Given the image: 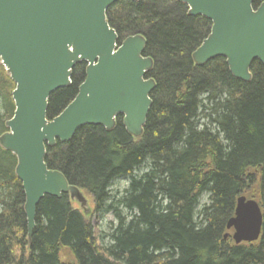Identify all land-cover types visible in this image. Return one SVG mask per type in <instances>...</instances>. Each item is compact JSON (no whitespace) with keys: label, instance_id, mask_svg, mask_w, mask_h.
I'll return each mask as SVG.
<instances>
[{"label":"trees","instance_id":"16d2710c","mask_svg":"<svg viewBox=\"0 0 264 264\" xmlns=\"http://www.w3.org/2000/svg\"><path fill=\"white\" fill-rule=\"evenodd\" d=\"M187 9L176 0H118L106 11L118 45L146 39L155 87L140 136L118 116L112 130L84 125L46 147L47 167L92 197L88 216L66 194L44 196L28 239L17 159L0 146V264H264V64L252 62L248 82L222 57L196 65L192 52L211 22ZM84 71L76 64L71 85L50 95L48 118L72 101ZM14 87L0 65V135ZM117 180L127 186L112 194ZM241 195L259 203L263 223L257 241L235 244L226 224ZM106 213L116 223L101 243L89 216Z\"/></svg>","mask_w":264,"mask_h":264},{"label":"water","instance_id":"95a60500","mask_svg":"<svg viewBox=\"0 0 264 264\" xmlns=\"http://www.w3.org/2000/svg\"><path fill=\"white\" fill-rule=\"evenodd\" d=\"M118 0H0V64L15 84L14 112L6 120L0 146L16 156V177L24 193L27 238L36 206L44 196L68 194L84 209L86 199L62 172L47 167L46 147L72 139L84 125L112 130L122 116L125 131L142 133L155 87L147 73L153 60L143 56L140 34L118 36L106 19ZM136 2L138 0H131ZM191 16L211 22L208 35L192 52L198 66L222 57L233 77L248 82L254 60L264 64V0H176ZM258 2V5H254ZM84 62L85 78L62 111L47 117L50 95L71 85L73 67ZM263 213L244 195L236 199L227 224L235 244L257 241ZM226 234L224 237H227Z\"/></svg>","mask_w":264,"mask_h":264},{"label":"rangeland","instance_id":"374dc122","mask_svg":"<svg viewBox=\"0 0 264 264\" xmlns=\"http://www.w3.org/2000/svg\"><path fill=\"white\" fill-rule=\"evenodd\" d=\"M127 183L123 182V181H115L114 184L110 187V191H112V194H114L115 192L118 193H122V191L126 188ZM256 189V187H255ZM83 192V196L86 199V215L92 210L93 208V200L92 197L87 194L86 192ZM201 203L204 204L206 203V197H203L201 199ZM72 206L75 209H78L81 211V207L79 206V204L72 200ZM91 223L93 224V226L96 229L97 235L101 237V243H106L108 241V234H109V223H116V221L114 220V216L112 213H106V214H102L100 217H96V216H89Z\"/></svg>","mask_w":264,"mask_h":264},{"label":"flooded vegetation","instance_id":"af4514ba","mask_svg":"<svg viewBox=\"0 0 264 264\" xmlns=\"http://www.w3.org/2000/svg\"><path fill=\"white\" fill-rule=\"evenodd\" d=\"M85 67H86V65H85Z\"/></svg>","mask_w":264,"mask_h":264}]
</instances>
